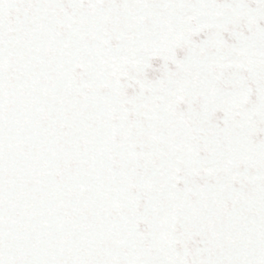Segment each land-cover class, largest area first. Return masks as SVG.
Here are the masks:
<instances>
[{
  "label": "snow or ice",
  "instance_id": "obj_1",
  "mask_svg": "<svg viewBox=\"0 0 264 264\" xmlns=\"http://www.w3.org/2000/svg\"><path fill=\"white\" fill-rule=\"evenodd\" d=\"M0 264H264V0H0Z\"/></svg>",
  "mask_w": 264,
  "mask_h": 264
}]
</instances>
